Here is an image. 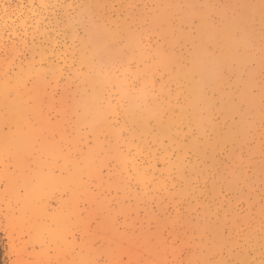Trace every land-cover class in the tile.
I'll list each match as a JSON object with an SVG mask.
<instances>
[{
    "label": "rangeland",
    "instance_id": "obj_1",
    "mask_svg": "<svg viewBox=\"0 0 264 264\" xmlns=\"http://www.w3.org/2000/svg\"><path fill=\"white\" fill-rule=\"evenodd\" d=\"M55 135L102 170L62 243L47 177L87 193ZM0 243L4 264H264V0H0Z\"/></svg>",
    "mask_w": 264,
    "mask_h": 264
},
{
    "label": "bare ground",
    "instance_id": "obj_2",
    "mask_svg": "<svg viewBox=\"0 0 264 264\" xmlns=\"http://www.w3.org/2000/svg\"><path fill=\"white\" fill-rule=\"evenodd\" d=\"M26 22H28V21L25 20L23 23L24 28L26 27ZM26 30H28V29H26ZM10 82L11 81H9V80L6 82L5 79H2V84L3 85L5 84V86H10V84H13L12 82L11 83ZM104 110L106 111V113H108L107 108H104ZM61 118L63 119V121L61 120L62 131L65 134L66 128H67V121L65 119H67V115L62 116ZM57 137H59V141L55 140ZM64 142L68 143L66 150L69 151L71 147H74L73 152H74L75 156L78 157L76 160V163H75V168L80 170L79 178L83 181L84 193H87V194L82 196V197L76 195L77 198L75 199V195L69 194V192H67L66 189H63V188L62 189H55L54 186L56 184L65 183L64 181H57V179H55L54 177L53 178L47 177V182H49V186L52 189L51 199L55 200L57 202V203H55V204H57V207H55L53 209L54 212L50 213V214H48V211L45 210V208L36 207L37 213H39V214L45 213L46 216L48 215L50 218L49 220H51V225H54L53 228L47 227L46 229L44 228L43 231H46V234L49 235L52 240L59 241L61 243L63 242V240L68 239L67 235L70 234V232L72 230L71 224H69V223H70V220L73 219V217L76 218L75 224H76V227L81 231V234L88 235L89 227L87 228V226L81 221V219L79 217H77V216H79V210L78 209L81 207V204H80L81 199H84L85 201H88V202H95V199L91 198L92 193L90 191L89 184H93L94 182H98V183L101 182L99 177H101V172H102L101 166H98V163L93 158L94 154L89 153L88 155H82L81 156L80 153H81L83 146L78 143L79 140L76 139V141H73L72 139H70L69 137H66V136L61 137V136L55 135L54 141L51 142V144H50V155H51L53 161H55L58 158L68 160L69 162L72 161V159L70 158V156H73L72 153H69V154L65 153V151L60 148L61 147L60 144L64 143ZM99 163H101V162H99ZM70 181L72 182V180H70ZM97 186H98V184H97ZM111 188H114V186L112 185L109 188V190ZM111 194H112V192H111ZM117 194H118V192L115 189L113 195H117ZM37 199L39 200L40 198H37ZM76 201L78 203H76ZM39 202H40V200H39ZM100 202H101V200L97 197L96 198V209H95L97 212H94L95 215H100L98 213L99 211H101ZM86 213H87V211H86ZM102 213H103V210H102ZM88 214H91V213H88ZM48 216L46 217L47 219H48ZM40 217H42V216L40 215ZM34 223H35V225L33 227L34 231H32V234H33V232H35L37 234L38 230H39L38 228H40V227H38V225H40V224L38 223V225H37L35 221H34ZM100 225H101L100 227H103V228L109 226V225L104 223L103 219L100 220ZM37 236H38V234H37ZM74 236H75V234L73 235V237ZM38 237H34V239L36 238V242H37ZM38 240H40V237L38 238ZM82 240H83V242H82V244H80V248H85V250L87 251V253L89 255V252L92 251L93 243L89 242L88 246L86 247L84 244V239H82ZM69 245L71 246V248H73L77 244H76V241L73 240L72 243L69 242Z\"/></svg>",
    "mask_w": 264,
    "mask_h": 264
},
{
    "label": "trees",
    "instance_id": "obj_3",
    "mask_svg": "<svg viewBox=\"0 0 264 264\" xmlns=\"http://www.w3.org/2000/svg\"><path fill=\"white\" fill-rule=\"evenodd\" d=\"M0 264H4L3 250L0 243Z\"/></svg>",
    "mask_w": 264,
    "mask_h": 264
}]
</instances>
